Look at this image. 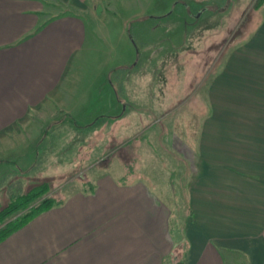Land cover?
Listing matches in <instances>:
<instances>
[{
    "label": "crops",
    "instance_id": "crops-1",
    "mask_svg": "<svg viewBox=\"0 0 264 264\" xmlns=\"http://www.w3.org/2000/svg\"><path fill=\"white\" fill-rule=\"evenodd\" d=\"M172 13L179 49L198 21L191 43L214 54L197 76V136L176 129L175 170L102 177L1 242L0 264H264V0H0L1 159L4 140L65 97L89 24L127 35Z\"/></svg>",
    "mask_w": 264,
    "mask_h": 264
},
{
    "label": "rangeland",
    "instance_id": "rangeland-1",
    "mask_svg": "<svg viewBox=\"0 0 264 264\" xmlns=\"http://www.w3.org/2000/svg\"><path fill=\"white\" fill-rule=\"evenodd\" d=\"M176 19L174 13L144 19L127 35L108 18L100 20L102 33L93 34L89 24V42L73 64L65 97L34 112L32 123L3 141L0 208L44 183L62 203L102 177L127 185L145 170L153 182L175 170L176 129L181 134L184 124L189 138L197 136L203 107L197 76L214 57L198 40L191 43L202 27L198 21L190 43L179 49ZM168 181L175 188V179ZM186 214L183 204L172 231L181 229Z\"/></svg>",
    "mask_w": 264,
    "mask_h": 264
},
{
    "label": "trees",
    "instance_id": "trees-1",
    "mask_svg": "<svg viewBox=\"0 0 264 264\" xmlns=\"http://www.w3.org/2000/svg\"><path fill=\"white\" fill-rule=\"evenodd\" d=\"M49 189L48 183L41 184L29 192L13 197L5 207L0 208V226L4 224L0 228V243L37 216L62 204L49 195ZM15 216L18 217L6 223Z\"/></svg>",
    "mask_w": 264,
    "mask_h": 264
},
{
    "label": "water",
    "instance_id": "water-1",
    "mask_svg": "<svg viewBox=\"0 0 264 264\" xmlns=\"http://www.w3.org/2000/svg\"><path fill=\"white\" fill-rule=\"evenodd\" d=\"M100 10V9H99Z\"/></svg>",
    "mask_w": 264,
    "mask_h": 264
}]
</instances>
